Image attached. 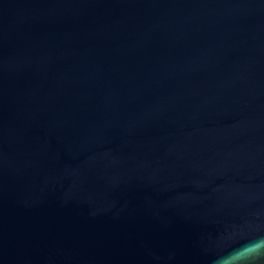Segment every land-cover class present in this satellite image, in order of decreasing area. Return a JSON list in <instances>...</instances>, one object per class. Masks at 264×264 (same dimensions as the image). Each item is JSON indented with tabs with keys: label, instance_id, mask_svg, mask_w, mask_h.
Here are the masks:
<instances>
[{
	"label": "water",
	"instance_id": "water-1",
	"mask_svg": "<svg viewBox=\"0 0 264 264\" xmlns=\"http://www.w3.org/2000/svg\"><path fill=\"white\" fill-rule=\"evenodd\" d=\"M261 235L264 0H0V264Z\"/></svg>",
	"mask_w": 264,
	"mask_h": 264
},
{
	"label": "clouds",
	"instance_id": "clouds-1",
	"mask_svg": "<svg viewBox=\"0 0 264 264\" xmlns=\"http://www.w3.org/2000/svg\"><path fill=\"white\" fill-rule=\"evenodd\" d=\"M211 264H264V235L218 253Z\"/></svg>",
	"mask_w": 264,
	"mask_h": 264
}]
</instances>
